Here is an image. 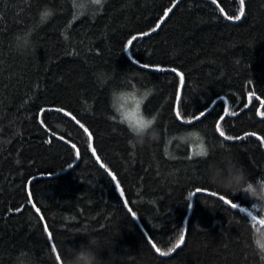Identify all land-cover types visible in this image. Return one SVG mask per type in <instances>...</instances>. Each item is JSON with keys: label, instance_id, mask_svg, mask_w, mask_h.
Wrapping results in <instances>:
<instances>
[{"label": "trees", "instance_id": "trees-1", "mask_svg": "<svg viewBox=\"0 0 264 264\" xmlns=\"http://www.w3.org/2000/svg\"><path fill=\"white\" fill-rule=\"evenodd\" d=\"M239 9V0H0V264H62L56 256L84 243L72 238L81 231L101 238L108 264H264L239 210L259 219V209L244 193L212 196L204 178L227 150L249 181L264 180V0L227 18ZM137 86L159 138L132 150L116 117L121 97L140 101L128 91ZM225 107L221 130L243 139L216 131ZM201 141L207 158L195 155ZM182 230L168 256L152 247L167 251Z\"/></svg>", "mask_w": 264, "mask_h": 264}, {"label": "clouds", "instance_id": "clouds-1", "mask_svg": "<svg viewBox=\"0 0 264 264\" xmlns=\"http://www.w3.org/2000/svg\"><path fill=\"white\" fill-rule=\"evenodd\" d=\"M128 91H134L140 97L139 116L142 118L141 122L136 126H130L127 120L120 119L119 114L116 118L128 128L130 133L128 145L132 150H135L146 142L158 140L159 131L155 127L156 117L143 113L142 105L147 99L146 93L142 92L139 86L136 89L129 88ZM208 156L209 152L206 149V154L202 158ZM204 178L215 190L246 194L253 201L252 207L259 209L262 215L259 219L255 215L249 216V224L253 229V246L260 259L264 261V224L259 222V220H264V180L249 181L243 167L233 159L227 150L218 158L209 160L204 170ZM76 235H83L86 240L78 248L67 245L65 256L61 258L62 264H108L110 256L106 259L100 256V253L106 249L100 237L81 231L73 234L72 238Z\"/></svg>", "mask_w": 264, "mask_h": 264}, {"label": "snow or ice", "instance_id": "snow-or-ice-1", "mask_svg": "<svg viewBox=\"0 0 264 264\" xmlns=\"http://www.w3.org/2000/svg\"><path fill=\"white\" fill-rule=\"evenodd\" d=\"M92 3L97 4V5H100V4H102V0H92ZM212 3H213V4H216V3H217V0H212ZM239 3H240V9H239L240 14H239V15H236V16H227L228 19H235V20H240V19H241V16L244 14V0H239ZM174 6H175V5H173V7H174ZM171 11H172V8H168V9L164 12V16H165V17L168 16V14H169ZM221 11L223 12V9H221ZM48 15H50V13L47 12V11H45V12L42 14V16H48ZM159 27H160V24L158 23V24L156 25V27L152 29V31L155 32L156 29L159 28ZM141 35H142V36H147V35H149V33H148V32H144V33H141ZM65 38H67V37H65ZM136 39H137V37H136V36H133L132 39L128 41V45H132L133 41H135ZM26 42H27V41H26V39H25V43H26ZM125 50H127V49H125ZM142 66H143V67H148L147 65H142ZM156 70H158V71H163L164 69L158 68V69H156ZM171 71L175 72V69H171ZM176 74H177L178 76H180V78H181V83H183V76H182L180 73H176ZM146 95H147V93H146ZM176 100H177V104H179L180 97L177 96V97H176ZM140 103H141V101H137V103H136V111H135V114H134V115H129V114H127V113H124V114H123V116H124V120H127L130 126H136V125H138V124L141 122V119H142V118L139 116V107H140ZM56 111H61V109H57ZM229 114H230V113H229V109H228L227 107H225V108H224V115H221V116L219 117V120L216 122V131L219 132L220 136H221V137H224L225 140L243 139V137H240V136H237V137L226 136L225 133L221 130L220 121H223V120L225 119V117H226L227 115H229ZM231 114H232V115H235V113H231ZM259 114H260L261 116H264V112H261V113H259ZM65 115H68V113H65ZM175 115H176L177 119H182V116H181V113H180V111H179V108H177V111H176ZM205 115H206V113H205L204 111H201V112L199 113V115H195V116H193L192 120H189V121H187V122H188V123H192L193 120H197V121H198V120H200L202 117H204ZM81 127H83V125H81ZM85 131L87 132L88 129H85ZM245 135H255V133H246ZM257 138L260 139L259 137H257ZM89 139H91V134H89ZM89 146L91 147V145H89ZM72 147L75 148L76 145L73 144ZM198 149H199V150L195 152V155H196V156H199V157H203V156H205V154H206V148L203 146V141H201V144L198 146ZM93 155H96L95 150H93ZM77 156H79V152H77ZM98 159H99V158H98ZM101 167H104V165L101 164ZM108 174H109L110 176H112V179H113V180H116V176L112 175L111 172H109ZM116 186H117L118 189L120 188V185H119V184H117ZM196 191H197V192H200L201 190H200V189H197ZM210 194H211L212 196H216V195H218V190H217V191H212ZM120 195H121V196L124 195L123 191H121ZM194 195H195V193H189V199H191V197H193ZM219 199H220L221 201H223L224 204H230L231 207H232L233 209L238 208V204L232 202V201L229 200V199H226V198H225V195H219ZM125 207H127V204H125ZM188 207H189V209H191L192 204L190 203V204L188 205ZM19 210H20V209H17V211H19ZM239 210H240L241 213H246L247 216H252V215H253L252 212L247 211V209H245V208H242V207H241ZM129 211H131V209H129ZM132 214H133V216H135V213H132ZM262 223H264V221H262ZM45 231H47V229H45ZM49 238H51V236H50ZM184 241H185V233H184V231L182 230V231L180 232V234H179V236H178L176 242L172 245V247H169V248L167 249V251H161V249H160L159 247H157L156 244H152V247H153V248L156 250V252H158L161 256H168L169 254L175 252V250H176L177 248H179V247L184 243ZM149 243H151V241H149ZM52 251H53V252H56L57 249H56L55 247H53V248H52ZM56 259H57L58 261H60V260H61V256H60V255H57V256H56Z\"/></svg>", "mask_w": 264, "mask_h": 264}, {"label": "rangeland", "instance_id": "rangeland-1", "mask_svg": "<svg viewBox=\"0 0 264 264\" xmlns=\"http://www.w3.org/2000/svg\"><path fill=\"white\" fill-rule=\"evenodd\" d=\"M120 102L123 105L124 113H127L129 115H134L136 111V103L137 100L133 98L132 96H123L120 98Z\"/></svg>", "mask_w": 264, "mask_h": 264}]
</instances>
